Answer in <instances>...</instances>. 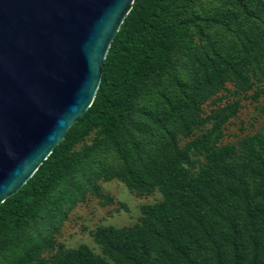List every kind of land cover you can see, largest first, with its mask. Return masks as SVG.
<instances>
[{
    "label": "rangeland",
    "instance_id": "rangeland-1",
    "mask_svg": "<svg viewBox=\"0 0 264 264\" xmlns=\"http://www.w3.org/2000/svg\"><path fill=\"white\" fill-rule=\"evenodd\" d=\"M190 9L195 22L173 47L169 65L130 88L131 111L118 132L94 127L70 148L74 170L21 230L41 240L32 264L54 263L80 247L100 254L97 229L129 230L141 222L145 205L162 200L156 185H131L126 166L145 173L172 154L170 138L148 112L166 117V100L180 89L194 91L200 106L185 127L169 128L183 153L179 163L206 172L212 184L196 224L205 245L194 248L190 259L215 264V245L233 219L241 228L255 225L256 203H264V0L242 8L231 0H195ZM203 140L210 151L229 152L211 161ZM72 191L80 193L70 208Z\"/></svg>",
    "mask_w": 264,
    "mask_h": 264
},
{
    "label": "trees",
    "instance_id": "trees-1",
    "mask_svg": "<svg viewBox=\"0 0 264 264\" xmlns=\"http://www.w3.org/2000/svg\"><path fill=\"white\" fill-rule=\"evenodd\" d=\"M194 1H133L103 61L101 80L91 105L69 127L33 176L0 204V264H32L41 240L38 235H26L21 230L30 215L50 201L56 185L74 170L68 154L70 148L94 127L109 135L118 132L131 111L130 88L150 77L154 69L169 65L173 47L195 22L196 15L190 9ZM249 1L231 3L242 8ZM166 104L170 108L166 117L151 112L148 117L161 133H167L174 151L145 173L132 164L126 166L131 185H156L162 200L145 205L141 222L129 230L97 229L95 241L101 248L100 254L80 247L65 252L50 264H196L189 255L194 248L205 245L196 224L204 216L205 190L212 188V184L206 172L192 171L179 163L183 153L177 150L174 132L169 128L176 124L185 127L186 117L197 111L200 102L194 91L180 89ZM205 142L202 141L201 148L211 161H218L229 152L228 148L210 151ZM114 147L120 150L117 143ZM79 193L72 191L67 198L70 208ZM255 210L257 218L252 228H241L233 219L231 228L220 235L215 245V264H264V203L257 202Z\"/></svg>",
    "mask_w": 264,
    "mask_h": 264
},
{
    "label": "water",
    "instance_id": "water-1",
    "mask_svg": "<svg viewBox=\"0 0 264 264\" xmlns=\"http://www.w3.org/2000/svg\"><path fill=\"white\" fill-rule=\"evenodd\" d=\"M134 0H0V204L91 105Z\"/></svg>",
    "mask_w": 264,
    "mask_h": 264
}]
</instances>
